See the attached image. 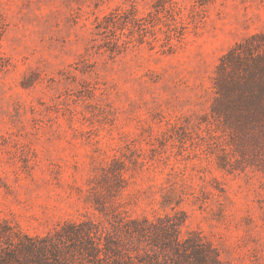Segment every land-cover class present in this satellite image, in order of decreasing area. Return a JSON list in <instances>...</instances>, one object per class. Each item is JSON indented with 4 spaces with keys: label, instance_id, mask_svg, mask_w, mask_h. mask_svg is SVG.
<instances>
[{
    "label": "rangeland",
    "instance_id": "rangeland-1",
    "mask_svg": "<svg viewBox=\"0 0 264 264\" xmlns=\"http://www.w3.org/2000/svg\"><path fill=\"white\" fill-rule=\"evenodd\" d=\"M75 229L70 264H264V0H0V258Z\"/></svg>",
    "mask_w": 264,
    "mask_h": 264
},
{
    "label": "trees",
    "instance_id": "trees-1",
    "mask_svg": "<svg viewBox=\"0 0 264 264\" xmlns=\"http://www.w3.org/2000/svg\"><path fill=\"white\" fill-rule=\"evenodd\" d=\"M232 62H234L236 65L243 68V70L246 72V75L242 79V83L239 81L233 82V86H237V84L240 83V85L248 86L249 88L252 87L255 76H256V58L254 55V51H252L250 48L247 50H242L241 52L235 53L232 56ZM227 62H223L222 66L220 68H224L225 64ZM231 65V64H229ZM220 100H226L222 101L221 104L223 106V111L226 115H228L233 109H238L242 105H250L252 103V97H245L244 99L241 98H234V99H220ZM220 111V110H218ZM220 113V112H219ZM231 117V116H230ZM236 118L241 120L245 119L246 121L250 120V117L248 115H237ZM63 236L66 237V239L69 240V244L63 240ZM81 232L79 229L72 230V232H59L55 236L53 235H47L44 237H33L30 235H24V237L27 239L28 245L26 246V250L29 253L30 257L27 258V261L30 264H70L68 258L64 255L65 248L64 246L69 245V247H78L80 243H77V240L81 237ZM13 258L20 260L17 258V256H12ZM0 264H11L9 259L2 257L0 258Z\"/></svg>",
    "mask_w": 264,
    "mask_h": 264
}]
</instances>
